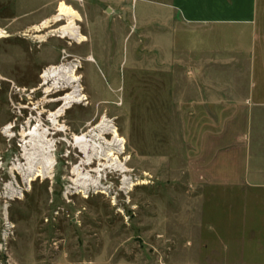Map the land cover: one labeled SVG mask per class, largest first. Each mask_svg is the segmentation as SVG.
Listing matches in <instances>:
<instances>
[{"label":"rangeland","instance_id":"obj_1","mask_svg":"<svg viewBox=\"0 0 264 264\" xmlns=\"http://www.w3.org/2000/svg\"><path fill=\"white\" fill-rule=\"evenodd\" d=\"M61 1L79 14L75 23L86 35L85 42L77 43L70 28L64 27L68 13L54 22ZM258 1V31L263 37L256 48L259 57L255 52L251 53L254 59L249 54L243 58L234 50L228 65L214 66L216 82H264V0ZM129 12H122L113 0H0L4 34L0 38V264H169L181 257L233 259L242 253L244 258L256 257L254 237L219 199H205L203 222L197 229H189V219L181 225L178 216L195 206V192L187 185L185 172L191 119L189 108L173 106L158 86L176 79L181 82L182 76L159 71L161 59L154 36L159 28L136 24ZM35 26L42 30L37 32ZM149 31L154 37L145 36ZM236 34L241 32L226 27L217 31V38L237 49ZM88 55L94 61H86ZM60 63L81 65L77 73L86 97L58 117L70 133L48 135L57 140L53 168L29 186L12 168L16 161L25 163L18 146L19 122L30 114L31 124L37 117L52 127L47 116L59 101L49 100L65 91L47 94L41 74ZM252 65L258 69L256 75L238 74ZM104 116L126 140L120 159L128 157L127 168H104L97 177L100 189L87 185L86 197L83 189L76 190L72 173L86 158L67 143L72 135L88 130V122L95 126ZM9 123L13 136L2 131ZM103 162L94 155L81 167L96 176L94 170ZM113 171L146 183L121 192L118 176L110 174ZM21 189L23 195L17 198ZM231 194L214 191L215 198ZM187 239L190 244L183 245ZM240 239L246 242L244 250Z\"/></svg>","mask_w":264,"mask_h":264},{"label":"crops","instance_id":"obj_2","mask_svg":"<svg viewBox=\"0 0 264 264\" xmlns=\"http://www.w3.org/2000/svg\"><path fill=\"white\" fill-rule=\"evenodd\" d=\"M113 2L122 12L132 11L136 24L159 28L154 35L161 59L159 71L168 76H182L183 82L176 79L158 86L173 106L189 108L191 119L185 172L187 185L195 192V206L191 212L182 211L178 216L181 225H186L189 219V229H197L203 222L205 199H219L228 204L230 215L241 220L248 234L254 237L256 257L244 258L241 252L239 258L189 260L181 257L169 264H264V82L259 83L257 79L216 82L214 79V66L228 65L234 50L241 52L243 58L249 54L254 59L251 53L255 52L258 55L256 48L263 39L258 31L259 1ZM226 27L241 32L234 40L238 43L237 49L217 38V31ZM145 36L153 35L149 31ZM216 43L221 46L216 47ZM257 73L254 65L238 71L240 76ZM215 190L232 194L215 198ZM238 241L244 250L245 240ZM189 244L188 239L183 243Z\"/></svg>","mask_w":264,"mask_h":264},{"label":"bare ground","instance_id":"obj_3","mask_svg":"<svg viewBox=\"0 0 264 264\" xmlns=\"http://www.w3.org/2000/svg\"><path fill=\"white\" fill-rule=\"evenodd\" d=\"M64 13H68L70 15V18L65 19L67 24L64 25V27L70 28L71 35L77 43L81 44L85 42L87 40L86 35L82 34L79 31L75 23L77 17H80L79 14L73 7H71L64 1H61L59 4V13L56 19H54V22L63 20L61 18V15ZM35 27V30L37 32L42 30L40 26ZM1 37H4L2 30H0V38ZM86 61H94L92 55H88L86 57ZM79 66L77 64L69 65L60 63L58 65L49 66L47 69H44L43 73L41 74L43 80L42 84L48 85L45 88V92L47 94L51 92L57 93L60 90L65 91L58 98L49 100L50 102H60L57 108L54 109V111H50L47 116V119L53 126L59 127L60 125H57L58 117L63 115L65 110L69 109L74 104H80L86 97L83 91L84 88L80 83L82 76L77 73V69L79 68ZM59 84H61L62 87ZM35 120L36 123L33 124V127L29 126L27 129H22L20 134L22 135V138L20 140L19 146L22 148V158L25 160V163H20L19 161H16L12 167L14 172L16 171L17 173H20L22 175L23 180L29 186L37 178H45L46 172L49 169L53 168L54 165L52 151L54 150L55 146V142L53 140L55 138L52 139L51 137H48L50 133H48V131L51 128H49L48 126H44L39 118H35ZM12 126V123L7 124V126L2 128V131L7 136H13L14 133H12ZM86 127L88 128V130H83L79 134H74L72 135L70 140L68 139L69 145L70 143H72L86 158L82 160L80 166L78 165L79 163L77 164V166H73V181L74 184L77 186V191H82V189H86L87 185H94L96 189H99L100 184L97 180V177L101 176L100 171H102L104 168L114 167L121 171H125V169L127 168L125 161L128 159V157L125 156L126 158H123L124 161L120 159V155L124 154L126 140L122 135L119 134L113 122H111V120L109 121V119L107 120L104 116L103 118H101V121L97 125L93 126L91 122H88L86 124ZM61 129L62 127L60 126L59 131H61ZM106 134L111 136L110 139H107ZM94 155L97 159L104 161L103 163L99 164V166H101L100 168H97L99 167L98 165L95 170L93 168L94 172L96 173V176H92L90 171H86L81 167L82 163H90L91 157H94ZM145 183L146 182L143 180L134 182L131 176H124L122 187L128 190H132L135 185ZM11 189L13 192H15L16 190L15 188H13V186H11ZM100 192L106 193V191L103 189L100 190ZM17 193L20 194V197L17 198H21L23 195V190L21 189ZM84 193L86 196L87 190H84Z\"/></svg>","mask_w":264,"mask_h":264},{"label":"flooded vegetation","instance_id":"obj_4","mask_svg":"<svg viewBox=\"0 0 264 264\" xmlns=\"http://www.w3.org/2000/svg\"><path fill=\"white\" fill-rule=\"evenodd\" d=\"M59 96H60V95H59ZM59 96H58V97H59ZM59 104H60V102L58 103V105H59ZM58 105H56V106H58ZM29 116H30V114H29ZM29 116H28V115H25L23 118L20 119L19 127L21 128V131H22V129L25 128V126H28V127H29V126H32V124L30 123L31 119H29ZM35 118H37V117H35ZM35 118H33V119H35ZM59 119H60V118H58V120H57L58 122H59ZM28 120H29V121H28ZM47 120H48V119H47ZM48 121H49V120H48ZM24 122H26V125H23ZM41 122H42V121H41ZM58 122H57V125H60V126L62 127V129H61L60 132H64V133H66V134H69V133H70V130H68V131H69V132H68V131L66 130V128L64 127L65 125H64V124H59ZM35 123H36V121H35L33 124H35ZM42 124H43V122H42ZM60 126H59V127H60ZM12 127H13V126H12ZM28 127H27V128H28ZM54 127H55V128H54ZM59 127H56V126H53V125H52V127H49V128H51V129H49L48 133L51 132V134H56V131H59ZM19 134H20V133H19ZM49 134H50V133H49ZM57 137L60 138L59 135H57ZM52 139H53V138H52ZM63 139H64L65 142L67 143V138L64 137ZM20 140H21V138H20ZM53 140H54V142H55V144H56L57 140H56V139H53ZM19 143H20V142H18V146H19ZM67 145L69 146V143H67ZM19 147H20V146H19ZM20 149H22V148L20 147ZM54 150H55V147H54Z\"/></svg>","mask_w":264,"mask_h":264},{"label":"built area","instance_id":"obj_5","mask_svg":"<svg viewBox=\"0 0 264 264\" xmlns=\"http://www.w3.org/2000/svg\"><path fill=\"white\" fill-rule=\"evenodd\" d=\"M9 124H10V123H9ZM5 126H7V124H6ZM5 126H4V127H5ZM31 127H33V124H32ZM50 133H51V132H50ZM94 167H95V166H94ZM111 173H114V174H116V175L118 176L119 183H120V184H119V185H120V191H121V192L124 191L125 188H122V187H121V186H122V184H121V183H122V178H123L124 173H122V172H120V171H113V172H110V174H111ZM106 174H107V173H106ZM121 174H123L122 177H121ZM105 178H106V177H105ZM94 189H96V188H94ZM94 189H93V190H94ZM97 189H98V188H97ZM99 189H100V188H99ZM95 191H96V190H95ZM95 191H94V193H95ZM87 193H88V192H87Z\"/></svg>","mask_w":264,"mask_h":264}]
</instances>
